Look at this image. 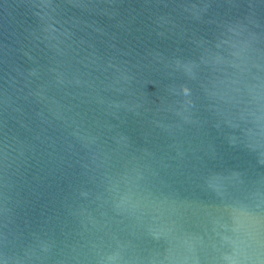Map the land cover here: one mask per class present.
<instances>
[{
    "label": "water",
    "instance_id": "water-1",
    "mask_svg": "<svg viewBox=\"0 0 264 264\" xmlns=\"http://www.w3.org/2000/svg\"><path fill=\"white\" fill-rule=\"evenodd\" d=\"M0 264H264V0H0Z\"/></svg>",
    "mask_w": 264,
    "mask_h": 264
}]
</instances>
